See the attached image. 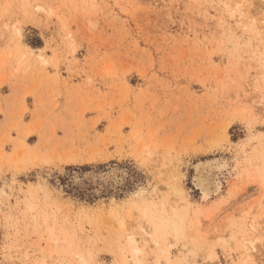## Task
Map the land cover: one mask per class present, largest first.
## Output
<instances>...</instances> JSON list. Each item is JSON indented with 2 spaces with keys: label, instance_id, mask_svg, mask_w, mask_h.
<instances>
[{
  "label": "rangeland",
  "instance_id": "1",
  "mask_svg": "<svg viewBox=\"0 0 264 264\" xmlns=\"http://www.w3.org/2000/svg\"><path fill=\"white\" fill-rule=\"evenodd\" d=\"M0 264H264V0H0Z\"/></svg>",
  "mask_w": 264,
  "mask_h": 264
},
{
  "label": "bare ground",
  "instance_id": "2",
  "mask_svg": "<svg viewBox=\"0 0 264 264\" xmlns=\"http://www.w3.org/2000/svg\"><path fill=\"white\" fill-rule=\"evenodd\" d=\"M206 169H208V170L206 171ZM212 169H213V166L211 165V163L210 164L209 163H205V164L200 163L197 165V168L195 170L194 183L202 191L201 193L203 194V198H204V196L206 197L211 193H215L218 189V185L214 181L215 179L213 180V177H211L210 173H208ZM217 182H218V180H217ZM250 248H251V250H253L254 246H251Z\"/></svg>",
  "mask_w": 264,
  "mask_h": 264
}]
</instances>
